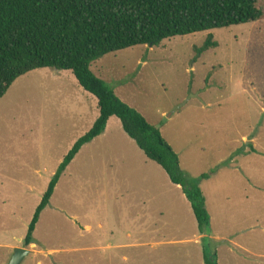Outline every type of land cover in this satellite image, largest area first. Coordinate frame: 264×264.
Wrapping results in <instances>:
<instances>
[{
  "label": "rangeland",
  "instance_id": "rangeland-1",
  "mask_svg": "<svg viewBox=\"0 0 264 264\" xmlns=\"http://www.w3.org/2000/svg\"><path fill=\"white\" fill-rule=\"evenodd\" d=\"M209 34L216 47L204 50ZM158 128L212 215L201 235L180 185L112 117L62 174L34 236L29 225L58 168L100 115L70 70L38 68L0 99V264H264V17L109 53L91 64ZM203 174H210L201 179Z\"/></svg>",
  "mask_w": 264,
  "mask_h": 264
},
{
  "label": "trees",
  "instance_id": "trees-1",
  "mask_svg": "<svg viewBox=\"0 0 264 264\" xmlns=\"http://www.w3.org/2000/svg\"><path fill=\"white\" fill-rule=\"evenodd\" d=\"M264 0H0V99L13 83L38 68L70 70L79 84L98 99L100 115L77 140L60 164L38 205L25 245L34 236L42 212L82 147L103 134L112 116L145 155L159 164L191 203L201 235L211 234L212 216L200 180L182 170L177 152L161 131L137 109L121 100L106 81L91 70L103 56L136 45L157 46L164 39L259 20ZM209 34L199 53L216 47ZM210 174H203L201 179ZM204 264H220L218 254L204 244Z\"/></svg>",
  "mask_w": 264,
  "mask_h": 264
},
{
  "label": "water",
  "instance_id": "water-1",
  "mask_svg": "<svg viewBox=\"0 0 264 264\" xmlns=\"http://www.w3.org/2000/svg\"><path fill=\"white\" fill-rule=\"evenodd\" d=\"M30 253V249L18 247L9 262V264H20L22 259Z\"/></svg>",
  "mask_w": 264,
  "mask_h": 264
},
{
  "label": "crops",
  "instance_id": "crops-1",
  "mask_svg": "<svg viewBox=\"0 0 264 264\" xmlns=\"http://www.w3.org/2000/svg\"><path fill=\"white\" fill-rule=\"evenodd\" d=\"M112 117H114V116H112ZM112 117H111V118H112ZM115 117H116V116H115ZM111 118H110V119H111ZM109 121H110V120H109ZM107 126H108V125H107ZM105 132H106V130H105ZM105 132H104V133H105ZM85 145H86V144H85ZM82 148H83V147H82ZM80 151H81V150H80ZM76 156H77V155H76ZM74 159H75V158H74ZM176 185H177V184H176ZM204 193H205V192H204ZM206 200H207V199H206ZM207 206H208V204H207ZM208 209H209V207H208ZM209 211H210V210H209ZM211 216H212V215H211Z\"/></svg>",
  "mask_w": 264,
  "mask_h": 264
}]
</instances>
